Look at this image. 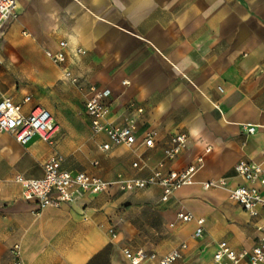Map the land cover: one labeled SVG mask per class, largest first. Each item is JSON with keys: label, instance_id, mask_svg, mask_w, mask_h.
Instances as JSON below:
<instances>
[{"label": "crops", "instance_id": "obj_1", "mask_svg": "<svg viewBox=\"0 0 264 264\" xmlns=\"http://www.w3.org/2000/svg\"><path fill=\"white\" fill-rule=\"evenodd\" d=\"M13 15L0 37V92L15 103L29 95L24 113L43 107L62 127L74 125L72 112L79 110L103 155L90 161L94 167L70 169L55 147L57 133L51 147L38 136L22 146L0 133V264H14V244L20 245L24 264H130L123 247L162 255L181 243L185 264H217L213 254L219 242L234 250L256 244L264 212L250 216L228 190L245 184L234 170L237 161L264 160V0H17ZM63 40L66 61L57 66L45 52L56 51ZM76 48L84 54L75 55ZM43 63L54 81L44 80ZM88 85L110 90L109 122L121 124L128 114L135 118L132 147L99 149L107 138L91 132L84 112ZM44 92L56 96L48 102ZM248 125L255 127L252 134ZM66 132L77 150L79 140L70 128ZM145 132L154 133L152 147L141 144ZM177 132L187 134V148L164 169L185 168L199 155L203 165L166 202L160 201L158 186L133 191L113 186L36 215L15 182L16 175L42 176L53 153L69 171L104 180L143 178ZM31 146V156L24 158ZM138 158L147 161L146 168L132 166ZM220 179L224 186H203ZM179 211L204 218L200 238L193 236L195 221L176 219ZM109 224L118 232L114 241Z\"/></svg>", "mask_w": 264, "mask_h": 264}, {"label": "built area", "instance_id": "obj_2", "mask_svg": "<svg viewBox=\"0 0 264 264\" xmlns=\"http://www.w3.org/2000/svg\"><path fill=\"white\" fill-rule=\"evenodd\" d=\"M17 0H0V31L6 21L11 18L16 8ZM68 43L63 40L58 43L56 51H46L49 60L63 66L66 61ZM75 55L84 54V50L76 48ZM64 77L71 83L78 85V78L68 69H63ZM124 84L127 81L123 82ZM109 89H97L93 85L87 87V97L84 103V112L90 120L91 132L95 135L104 134L107 141L100 144L99 149L107 151L114 146L132 147L136 143L137 124L135 118L128 114L123 116L121 124L109 122L110 112L108 99ZM31 97L25 96L21 103L0 92V133L10 135L18 144L25 146L38 136L48 144H53L57 125L51 113L40 106L32 107L27 113L22 111V105L29 103ZM131 104L129 107H132ZM141 112V109H137ZM247 133L252 134L255 127H245ZM153 132H145L141 144L149 148L154 145ZM188 136L177 132L170 137L168 145L163 148V158L155 168L143 178L117 176L114 180H104L98 176L82 171L73 172L62 168L63 158L58 153L51 154L42 165V176L27 178L15 176V182L21 188L22 199L34 205V214L39 215L46 208H60L63 204H71L86 194H97L116 186L120 191H133L158 186L161 189L160 201L166 202L174 191L182 185L190 184L195 173L203 165V156L195 158L194 163L185 168L175 170L164 169L166 163L174 162L187 148ZM264 157V148L261 150ZM132 166L137 169L147 167V161L138 158ZM234 170L245 184L237 185L228 190V196L236 202L250 216L255 217L264 212V160L256 162L241 159L236 162ZM224 186L223 179L204 183V188ZM264 216V213H262ZM176 219L181 222L195 221L193 232L195 238H200L204 230V218H194L189 212L179 211ZM261 235L254 246L249 249L234 250L224 241L217 244L213 260L217 264H264V221L258 226ZM107 233L110 241L118 236L115 225L109 224ZM186 244L181 243L175 249L158 255L155 252L138 248L131 250L123 247L121 252L130 264H185L183 251ZM14 264H24L19 244H14L10 250Z\"/></svg>", "mask_w": 264, "mask_h": 264}, {"label": "rangeland", "instance_id": "obj_3", "mask_svg": "<svg viewBox=\"0 0 264 264\" xmlns=\"http://www.w3.org/2000/svg\"><path fill=\"white\" fill-rule=\"evenodd\" d=\"M14 17V15L11 16V19ZM9 18V21L11 20ZM7 25V23H6ZM6 25L3 26L2 30L0 31V37L1 34L6 29ZM31 43L38 47L37 39L34 36H30ZM43 70H44V80L45 81H54V77L52 76L51 72L49 71V65L47 63H43ZM56 83H59L56 79ZM43 96H45L46 100L48 102H51L53 100V97L56 96V94H51L48 92H44ZM78 107L82 108V102H78ZM73 120H75L74 125L70 126H59L56 117H54V122L57 125L56 130V138H54L55 147L58 148L63 153V156L65 158L64 160V166L70 169H79L84 170L87 167H94L90 164L91 160H97L102 156V153H99L96 150V147L94 145V142L91 138V134L87 129V126L85 124V120L83 118V114L77 110L76 112H72ZM70 128L71 130V137H76L79 140V148L75 151L71 149V145L73 144L72 141L67 139V132L66 129ZM49 147H51V144H47ZM35 147L31 146L30 149L25 150L23 157L29 158L31 156V150H33Z\"/></svg>", "mask_w": 264, "mask_h": 264}]
</instances>
